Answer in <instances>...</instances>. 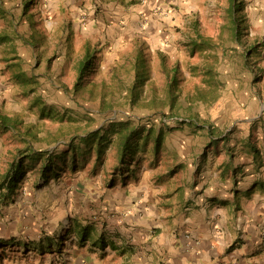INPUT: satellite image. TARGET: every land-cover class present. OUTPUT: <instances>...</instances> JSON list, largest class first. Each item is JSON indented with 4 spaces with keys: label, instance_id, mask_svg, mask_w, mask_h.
<instances>
[{
    "label": "rangeland",
    "instance_id": "rangeland-1",
    "mask_svg": "<svg viewBox=\"0 0 264 264\" xmlns=\"http://www.w3.org/2000/svg\"><path fill=\"white\" fill-rule=\"evenodd\" d=\"M104 4L105 2L91 3L94 5L93 14L105 12L107 6ZM244 4L243 13L247 19V28L243 39L247 45H252L255 41L254 45L259 48V53L252 55L248 64L244 61V57H247L246 53L244 55L246 52L244 47L236 43L230 36V31L224 28L227 21L225 13L227 0L173 1L167 5L170 7L167 13H160L162 16L158 19L160 25L156 32L149 36L125 37L122 33L125 24L115 23L114 20L101 22L104 26H109V31L104 34L102 32L100 34L98 28H93L95 26L90 28L85 26L87 24L85 19L81 20V23H84L83 28L75 32L73 20L57 24L55 20L57 12L55 14L50 12L44 17L32 11L25 19L18 16L19 18L12 20V23L4 19L0 21L3 27L1 34L10 36L11 44L2 45L0 56L3 66L0 68V74L4 77L2 92L6 90L9 93L10 101L1 103L0 113L19 116L25 125H30L37 131L40 141L29 139L35 149H55L58 153L67 149L71 136H84L94 131H100L101 134L115 122L129 121L147 127L153 126L156 131L163 129L165 141L159 157L155 161H150L149 156L139 154L141 160L136 173L138 180L147 171H150L152 178L176 169L174 158L177 157L191 159L202 156H237L244 153L250 155L248 147L250 144L254 145L263 157L264 4L261 8L260 4L256 3ZM195 22L200 33L212 38L216 43L212 53L217 56L215 66L220 83V94L213 104L193 106L192 113L196 115L197 122L184 123L181 122V118H165L164 116L168 114L167 108L159 111L131 108L127 104L109 108L110 98L115 103L123 101L120 96L122 91L118 89L115 81H111L110 75L120 63L126 62L128 66L133 57L132 52L137 50L136 46L150 52L152 62L150 73L156 85H161L162 82L158 73L155 53L157 50L168 56V63L178 62L180 65L186 78L183 84L184 93L190 91L194 83H201V77L194 76L193 67L205 60L199 50L191 52V47L187 44L194 35L191 24ZM65 26H68L67 31ZM15 40L17 51L14 53L10 48H14ZM86 49L94 54L95 60L84 81H95L99 84L101 80H105L108 84L103 108L98 106L99 89H94L93 94L86 89L87 86L85 90L79 92L73 90L75 67ZM206 61L213 63L212 57ZM124 72L121 69L118 75L122 79H128L129 75ZM37 99L41 100L46 110L54 112L55 116L52 119L39 117L42 106L34 105ZM0 141V168L4 174L9 162L19 149L25 148V145L18 136L7 132H1ZM75 142L78 144V140ZM212 145L214 147L210 148ZM93 164L94 160L91 157L87 165H78L75 172L68 166L60 178L55 179L51 176L46 182L39 180L36 171L28 170L19 200L22 197L21 201L30 202L33 206L45 204L44 209L46 205H65V208L71 209V215L75 217L87 215L89 211L95 209L94 204L98 203L96 194L108 188L107 182L112 177V169L116 164L114 151L106 149L103 165L95 171H92ZM116 179L114 187L118 186L120 189L137 185L134 176L129 177L126 185L120 183L119 176H116ZM63 196L66 200H63ZM9 201H0V205L9 206ZM75 204L80 206L75 211L77 214L74 213ZM59 208L60 211L52 212L53 218L50 217L51 220H55L53 224L55 227L50 235L65 237L64 240L68 241L64 232L68 230L73 217H70L68 212H65L66 217L60 215L64 209ZM23 214L25 215L21 221H25L27 225L22 233L19 232L20 240L35 241L39 237L42 238V234L46 232H40V227L35 226L34 222H44L45 216L50 213L44 211L45 215L40 220L34 217L33 223L25 210ZM58 219L59 221L63 219L65 226L61 223L56 224Z\"/></svg>",
    "mask_w": 264,
    "mask_h": 264
},
{
    "label": "crops",
    "instance_id": "crops-1",
    "mask_svg": "<svg viewBox=\"0 0 264 264\" xmlns=\"http://www.w3.org/2000/svg\"><path fill=\"white\" fill-rule=\"evenodd\" d=\"M173 1L178 0H0V21L25 19L32 11L44 17L57 12V24L73 20L75 32L83 28L81 20L85 19V26H95L104 34L109 26L101 22L114 20L125 24V37L149 36L160 25V13H167ZM243 1L260 4L259 8L264 4V0ZM93 2H105L108 10L93 14ZM6 44H11L10 36L0 40V51ZM16 44L15 40L10 51H17ZM1 60L0 56V68ZM3 78L0 74V110L3 101H10L9 93L2 92ZM174 160L176 169L152 178L147 171L140 181L136 176L137 185L131 188L107 184L108 188L96 194L95 209L77 217L65 205L44 209L45 204L40 203V208L21 201L22 197L19 200L23 181L12 196L0 199L10 200L9 206L0 205V240L17 245L5 249L0 264H264V154ZM78 206H73L75 214ZM59 207L64 209L60 215L68 212L73 217L64 232L68 241L63 240L60 250L55 246L52 252L44 242L45 251L39 252L40 241L62 237L50 235L55 227L51 215ZM23 210L31 216V223L34 217L40 220L44 211L50 213L44 222H34L47 234L35 241L20 240L19 232L27 225L21 221ZM63 219L56 224L65 226ZM25 245L29 251L22 255Z\"/></svg>",
    "mask_w": 264,
    "mask_h": 264
},
{
    "label": "trees",
    "instance_id": "trees-1",
    "mask_svg": "<svg viewBox=\"0 0 264 264\" xmlns=\"http://www.w3.org/2000/svg\"><path fill=\"white\" fill-rule=\"evenodd\" d=\"M226 8L227 21L224 28L230 31V36L236 43L244 47L247 57L244 61L248 64L252 55L259 53V48L254 45H247L244 41L246 36V17L243 13V0H227ZM193 37L188 41L191 47V52L199 50L205 61L193 67L194 76L201 77V83H194L192 89L184 93V82L186 81L178 62L168 63V56L157 50L156 58L158 62V73L162 78L161 85H156L151 77V57L150 52L144 51L139 46L137 50L132 52L131 62L126 65V62L120 63L113 69L110 75L111 81L116 82V86L122 91V100L115 103L113 99H109V108H114L116 105L127 104L131 108H148L163 111L167 108L168 114L164 117L179 119L181 122L193 123L197 122V117L192 113L193 106L213 104L220 94V83L217 78V70L215 63L217 56L212 53L216 48V43L210 37L203 36L197 23H192ZM6 36H1L0 40H6ZM261 45V44H260ZM259 46V45H258ZM210 49V50H209ZM209 50V51H208ZM212 50V51H211ZM212 57L213 63L206 61ZM95 56L86 49L83 57L78 61L75 70L76 78L73 83V90L79 92L85 90L94 93V89L100 90L99 108H103L106 103L104 100L105 90L108 89L105 80H101L98 84L95 81L85 82L87 72L92 68ZM123 69L128 74V79H122L118 74L119 70ZM110 93L112 91L110 90ZM34 105L42 106L40 99L35 100ZM50 109L46 110L43 106L40 109L39 117L41 119H52L55 115ZM165 124V122H164ZM22 129V130H21ZM0 130L4 133H12L23 141L25 148L19 149L13 159L9 162L6 172L0 176V199H6L12 196L19 185L24 180L28 170L36 171L39 180L47 181L51 176L55 179L61 177L65 168L69 166L72 172H75L78 165L84 166L91 160H94L93 169L95 171L106 158V149L114 151L116 164L112 169L109 181V187H114L119 176L120 183L126 185V181L130 176L136 177L137 170L140 166L141 155L149 156L150 161H155L161 152L165 141L163 129H156L153 126L147 127L139 124H133L129 121H121L111 123L105 131H94L87 133L84 136L73 135L67 144V149L61 152L56 150H37L31 145L32 139L40 141L37 136V131L30 125L25 123L19 116H7L0 113ZM78 140V144L75 142ZM249 152L255 157L259 156V151L254 145L250 144ZM82 148V149H81ZM93 154V155H92ZM66 236V235H65ZM65 237H60L56 240L46 238L45 241H40L38 251L43 252L45 248L52 252V248L57 246V251L62 246V241ZM59 243V244H58ZM60 245V246H59ZM8 247H17L12 242H4L0 240V258L3 259L5 249ZM20 246H18L19 248ZM21 248V247H20ZM14 252L13 249H9ZM29 251L26 245L22 255Z\"/></svg>",
    "mask_w": 264,
    "mask_h": 264
}]
</instances>
